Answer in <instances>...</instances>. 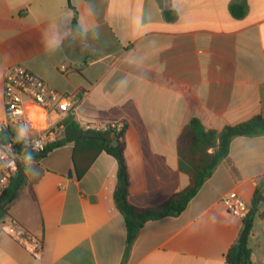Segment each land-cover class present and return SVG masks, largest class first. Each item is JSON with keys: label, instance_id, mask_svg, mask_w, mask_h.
<instances>
[{"label": "crops", "instance_id": "1", "mask_svg": "<svg viewBox=\"0 0 264 264\" xmlns=\"http://www.w3.org/2000/svg\"><path fill=\"white\" fill-rule=\"evenodd\" d=\"M14 65L74 96L83 128L126 126L129 201L158 206L189 184L177 142L192 118L220 130L264 116V0H0V124ZM84 147L21 156L9 190L20 187L0 207V264H230L243 219L222 198L236 192L251 209L264 135L234 138L184 211L146 222L128 255L116 159L102 151L88 164ZM254 214L248 247L264 264V201ZM6 217L43 239L40 258L2 231Z\"/></svg>", "mask_w": 264, "mask_h": 264}, {"label": "trees", "instance_id": "2", "mask_svg": "<svg viewBox=\"0 0 264 264\" xmlns=\"http://www.w3.org/2000/svg\"><path fill=\"white\" fill-rule=\"evenodd\" d=\"M231 8L232 13L236 17L244 15L242 7L232 6ZM73 23L76 27V17ZM125 133L126 126L124 125L121 128L107 126L101 129H85L77 121L75 115L71 113L63 120L61 138L49 143L45 150L39 154L27 150L23 155L33 158L44 157L51 150L69 143H74L77 148L85 146V150L91 152V156L87 160L88 164L102 151L112 155L117 163V185L113 198L126 222V255H128L138 231L146 222L177 216L184 211L191 199L212 176L217 166L228 156L230 143L234 138L264 135V116L257 115L239 124L227 125L220 130L206 129L199 119L192 118L184 126L177 142L178 165L179 169L189 177L188 186L182 191L173 194L163 204L146 208L137 207L129 201L130 176L125 154ZM0 139L3 143L10 141L6 132H0ZM13 144L15 149L22 153L24 148L22 142L14 138ZM77 152H75V164L77 177L79 178L84 173V170H79L78 168ZM20 173L21 167L19 165L14 178ZM19 187L20 182L11 191L9 188L7 189L0 198L1 209L14 198ZM263 190L264 179L255 188L252 207L248 216L243 220L238 243L227 254V261L230 264H253L251 250L248 247V238L253 228V217L257 206L260 201H264Z\"/></svg>", "mask_w": 264, "mask_h": 264}, {"label": "built area", "instance_id": "3", "mask_svg": "<svg viewBox=\"0 0 264 264\" xmlns=\"http://www.w3.org/2000/svg\"><path fill=\"white\" fill-rule=\"evenodd\" d=\"M3 95L5 120L0 124V132L8 133L10 141L3 143L0 139V198L17 174L23 153L28 150L39 154L49 143L61 138L63 120L68 114H75L77 104L74 96L59 93L20 65L4 70ZM16 132L24 136L19 139ZM14 138L22 142V153L15 149ZM222 203L230 215L243 220L250 212L249 205L236 192L226 194ZM2 231L33 257L42 256L43 239L31 234L16 220L6 217Z\"/></svg>", "mask_w": 264, "mask_h": 264}, {"label": "water", "instance_id": "4", "mask_svg": "<svg viewBox=\"0 0 264 264\" xmlns=\"http://www.w3.org/2000/svg\"><path fill=\"white\" fill-rule=\"evenodd\" d=\"M115 144V143H114ZM263 196H264V190H263Z\"/></svg>", "mask_w": 264, "mask_h": 264}]
</instances>
